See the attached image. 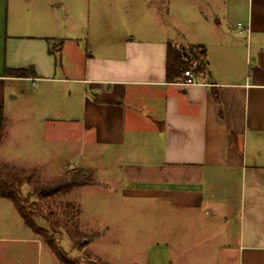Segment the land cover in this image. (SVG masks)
I'll return each instance as SVG.
<instances>
[{
    "label": "crops",
    "instance_id": "crops-1",
    "mask_svg": "<svg viewBox=\"0 0 264 264\" xmlns=\"http://www.w3.org/2000/svg\"><path fill=\"white\" fill-rule=\"evenodd\" d=\"M179 1L226 24L217 51L169 25L168 0H145L134 9L143 19L130 23L120 22L132 14L127 2L112 0L115 22L92 26H74L50 3L42 11L36 0H0V108L6 115L11 94L29 84L41 94L57 86L64 99L40 104L49 135L34 148L64 158L60 170L90 171L94 182L78 188L121 202L113 215L142 205L145 222L166 224L170 240L154 250L264 264V0ZM169 44L185 48L195 84H183L184 73L167 79Z\"/></svg>",
    "mask_w": 264,
    "mask_h": 264
},
{
    "label": "rangeland",
    "instance_id": "rangeland-1",
    "mask_svg": "<svg viewBox=\"0 0 264 264\" xmlns=\"http://www.w3.org/2000/svg\"><path fill=\"white\" fill-rule=\"evenodd\" d=\"M178 1L168 0L169 25L177 26L182 34L203 41L210 49H215L219 45L221 34L227 32L226 24L224 22L214 24L218 18L208 16L202 6L195 8L191 3H185L179 8ZM124 2H127L126 5L132 10V14L122 19L121 23H130L140 17L143 19L142 12H135L134 9H143L145 0H124ZM47 3H50L53 10L59 14L67 8L74 26L106 25L115 22L109 13L113 6L112 0H36L38 8L42 11H47L45 10L48 9ZM57 3L61 6H56ZM233 37L234 35L230 34L228 38ZM240 39L246 43L247 37L241 36ZM191 48L188 47L187 50L191 51ZM195 50L200 58H206L203 48H201L204 50L202 55H199L197 48ZM189 57H192L191 53ZM187 63L189 65L190 62ZM27 87L25 94L12 93L8 99L7 137L0 148V163L21 165L27 170L38 167L37 178L41 180L51 181L80 172L86 178H93L90 171L75 169L70 164L64 165L60 170L61 163H65L64 158L59 156L60 159H49L42 151L34 148L49 135V131L40 119L48 111L41 110L44 108L40 107V104L59 105L64 96L63 93L58 94L57 86L49 89L46 94H41L40 87L34 88L31 84ZM14 95L17 99L10 100ZM33 120L37 122L34 127ZM32 138H36V141L30 140ZM20 150H23L24 154H21ZM61 154L63 153L57 155ZM22 192L24 196H28L30 187L24 185ZM30 199L40 205L43 213L48 209L54 211L60 220L67 222L73 228L77 227L89 240L88 245L81 248L74 246L62 228L52 231L56 242L66 251L68 257L76 260L78 264H94L96 260L110 264H168L170 261H178L180 264H218L217 250H154L153 248L160 241L168 243L170 240L167 233L162 235L161 232V227L166 228L167 225L145 222L142 205L136 207L130 214L121 212L119 215H113L115 208L122 207L121 202L113 204L112 197L110 199L105 194L90 193L82 188H75L68 194H59L53 198L31 197ZM69 204L74 205L75 208L68 207ZM76 208L80 209V214L76 212ZM36 222L40 227L51 232L44 218H38ZM106 225L111 227L109 231L106 230ZM155 227L157 229H154ZM39 238L40 236L24 224L12 202L0 199V264H59L54 253Z\"/></svg>",
    "mask_w": 264,
    "mask_h": 264
},
{
    "label": "trees",
    "instance_id": "trees-1",
    "mask_svg": "<svg viewBox=\"0 0 264 264\" xmlns=\"http://www.w3.org/2000/svg\"><path fill=\"white\" fill-rule=\"evenodd\" d=\"M193 48H191L192 51ZM199 55L204 54V50L199 51ZM167 60V79L175 81L181 78L182 73L187 68V53L184 48H178L169 44ZM200 58V56H198ZM205 64V61H202ZM23 74L22 71H17ZM6 129V115L3 108H0V145ZM94 182L92 177H85L80 173L71 175L70 177H60L55 180H41L37 178L36 169H22L13 165L0 163V198L7 199L12 202L15 210L19 213L25 224L37 235H39L49 249L54 253L61 264H78L76 260L68 257L66 251L56 242L53 232L62 228L69 236L74 246L84 248L88 245L89 240L83 236V233L76 227L73 228L67 222H63L55 214L54 211L48 209L46 213L40 208V205L31 201V197L40 199L53 198L59 194H68L73 189L82 187ZM24 185L30 187L28 196H24L22 188ZM72 209L74 205H68ZM76 212L80 214V209L76 208ZM44 218L51 232L48 229L40 227L36 219ZM53 231V232H52ZM94 264H110L101 260H96Z\"/></svg>",
    "mask_w": 264,
    "mask_h": 264
},
{
    "label": "built area",
    "instance_id": "built-area-1",
    "mask_svg": "<svg viewBox=\"0 0 264 264\" xmlns=\"http://www.w3.org/2000/svg\"><path fill=\"white\" fill-rule=\"evenodd\" d=\"M237 28L241 31V33L242 32L249 33V29L248 30L244 29L241 23L238 24ZM195 83H196V78L194 73L190 69L185 70L183 84L192 85Z\"/></svg>",
    "mask_w": 264,
    "mask_h": 264
}]
</instances>
